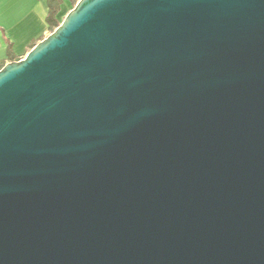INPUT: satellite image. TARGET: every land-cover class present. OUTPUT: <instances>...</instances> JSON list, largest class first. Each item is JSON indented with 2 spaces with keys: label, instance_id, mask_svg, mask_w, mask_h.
Segmentation results:
<instances>
[{
  "label": "water",
  "instance_id": "obj_1",
  "mask_svg": "<svg viewBox=\"0 0 264 264\" xmlns=\"http://www.w3.org/2000/svg\"><path fill=\"white\" fill-rule=\"evenodd\" d=\"M0 264H264V0H77L3 64Z\"/></svg>",
  "mask_w": 264,
  "mask_h": 264
},
{
  "label": "crops",
  "instance_id": "obj_2",
  "mask_svg": "<svg viewBox=\"0 0 264 264\" xmlns=\"http://www.w3.org/2000/svg\"><path fill=\"white\" fill-rule=\"evenodd\" d=\"M57 6L55 18L60 22L70 0H52ZM48 0H0V66L8 58L7 47L15 59L22 58L40 39L49 34Z\"/></svg>",
  "mask_w": 264,
  "mask_h": 264
},
{
  "label": "trees",
  "instance_id": "obj_3",
  "mask_svg": "<svg viewBox=\"0 0 264 264\" xmlns=\"http://www.w3.org/2000/svg\"><path fill=\"white\" fill-rule=\"evenodd\" d=\"M70 2L72 4L76 3V0H70ZM48 4H49V12H48V16H47V22L49 24V29L50 31H53L54 28L60 23L58 22V20L55 18V14L57 11V6L55 4V6L53 5V1L52 0H48ZM7 53H8V58L13 60L15 59V57L13 56L12 52H11V46L10 44H8L7 47ZM2 67V66H0Z\"/></svg>",
  "mask_w": 264,
  "mask_h": 264
},
{
  "label": "rangeland",
  "instance_id": "obj_4",
  "mask_svg": "<svg viewBox=\"0 0 264 264\" xmlns=\"http://www.w3.org/2000/svg\"><path fill=\"white\" fill-rule=\"evenodd\" d=\"M76 2H77V0H76ZM74 6V4H72V3H69L68 4V6H67V9H66V11H65V13H64V15H63V17L61 18V20L64 18V16L67 14V12L72 8ZM60 20V21H61ZM51 32V31H50ZM49 32V33H50Z\"/></svg>",
  "mask_w": 264,
  "mask_h": 264
}]
</instances>
